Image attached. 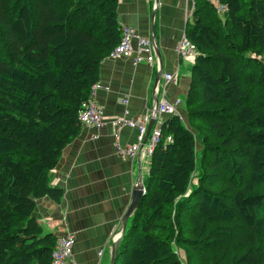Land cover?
Here are the masks:
<instances>
[{"label":"trees","instance_id":"obj_1","mask_svg":"<svg viewBox=\"0 0 264 264\" xmlns=\"http://www.w3.org/2000/svg\"><path fill=\"white\" fill-rule=\"evenodd\" d=\"M194 0L185 118L168 115L114 264H264V0ZM118 0H0V264H50L33 212L78 134Z\"/></svg>","mask_w":264,"mask_h":264},{"label":"crops","instance_id":"obj_2","mask_svg":"<svg viewBox=\"0 0 264 264\" xmlns=\"http://www.w3.org/2000/svg\"><path fill=\"white\" fill-rule=\"evenodd\" d=\"M193 4L194 0L117 2L119 24L150 40L153 32L160 58L154 49V60L150 63L135 64L131 58L122 56L107 55L102 59L98 80L101 87L95 90L94 98L102 110L103 122L100 127L82 125L48 173L50 186L61 188L63 195L58 201L49 197L38 199L33 216L47 232L74 235L72 255L65 264L110 263L112 245L138 179L143 183L149 171L150 157L143 148L154 123L135 155L127 157L116 151L115 144L118 142L122 147L135 144L138 128L122 126L116 137L111 119L140 120L150 114L156 94L159 101L179 100L177 114L185 118L183 102L192 61L182 60L176 46L185 35ZM165 74H172V80L167 82ZM148 123L149 120L145 129Z\"/></svg>","mask_w":264,"mask_h":264},{"label":"built area","instance_id":"obj_3","mask_svg":"<svg viewBox=\"0 0 264 264\" xmlns=\"http://www.w3.org/2000/svg\"><path fill=\"white\" fill-rule=\"evenodd\" d=\"M216 2V9L219 12L224 10V6L220 4L217 0H209ZM135 42L136 46L133 45ZM177 54L185 61H193L197 51L195 45L183 35L176 46ZM110 56L114 57H128L131 58L132 61L137 64L142 61H146L148 63L154 60V48L152 42L149 38H145L138 34L134 29L129 26H122L121 38L118 44L113 48ZM172 74H165L166 81L172 80ZM101 85L97 82L91 87V92L88 100L82 104V109L79 111V120L82 125H91L95 127H100L103 122V113L101 108L98 106L97 102L94 98V93L97 88H100ZM179 100H175L174 102H169L167 99L162 98L156 108V117L154 120V127L152 128L150 138L148 143L144 145L143 151L144 153L150 157L153 148L159 142L161 137V126L163 124V120L160 119L162 115H173L177 114V105L179 104ZM152 110L150 114H146L140 120H132L127 118H112L111 125L116 129V137L117 130L122 126H132L138 128L137 142L130 147H122L118 142H116L115 147L116 151L122 155L127 157H133L135 152L139 149L140 145L143 144L144 135H145V122H147L152 114ZM74 244V235L71 232H67L63 235L58 236L54 249L51 255V263L50 264H65L66 261L72 255V248Z\"/></svg>","mask_w":264,"mask_h":264},{"label":"water","instance_id":"obj_4","mask_svg":"<svg viewBox=\"0 0 264 264\" xmlns=\"http://www.w3.org/2000/svg\"><path fill=\"white\" fill-rule=\"evenodd\" d=\"M152 15L154 16V13ZM151 42H152L153 48L155 49L156 57L160 58V52L158 50L157 41L155 39V35H154L153 32L151 34ZM154 102H155V104H154V106L152 108L153 112H152V114H151V116L149 118V123H148V126L146 128L145 138H147V136L149 134V131H150V129H151L153 123H154L155 117H156L155 108H156V106H157V104L159 102L157 94L155 96V101ZM143 192H144V185L141 182V179H138L137 186H136V188L133 191V196H132L131 202H130V204L128 206V209L125 212V214H124V216H123V218L121 220L120 231H119L118 235L116 236V238H115V240L113 242L112 250H111V256H110V263L109 264H114L117 247H118V244H119V242H120V240L122 238V235L124 233L127 220L129 218V216L131 215V213L133 212V210L135 209V207H136V205L138 203V200L141 197V195L143 194Z\"/></svg>","mask_w":264,"mask_h":264}]
</instances>
